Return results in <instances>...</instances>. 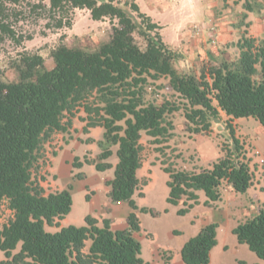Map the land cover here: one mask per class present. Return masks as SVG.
Wrapping results in <instances>:
<instances>
[{
	"label": "trees",
	"instance_id": "16d2710c",
	"mask_svg": "<svg viewBox=\"0 0 264 264\" xmlns=\"http://www.w3.org/2000/svg\"><path fill=\"white\" fill-rule=\"evenodd\" d=\"M35 2L33 9L45 8L44 0H0V35L14 39L7 23L8 6ZM48 27L70 28L67 14L75 9L89 11L93 21H117L112 24L108 41L94 50L59 44L50 51L52 68L39 54H25L11 64L14 80H4L0 69V203L5 201L12 218L0 228V264H148L141 258V244L133 237L140 230L135 214L134 196L140 197L142 134L161 144L173 130L168 116L184 111L187 130L198 134L211 129L219 112L233 119L251 118L264 128V41L243 37L235 60L211 58L199 76L180 72L175 63L181 55L169 48L158 33L160 27L141 13L134 2L120 0H47ZM248 10L252 9L250 6ZM144 42L141 48L134 39ZM206 72V73H205ZM168 81L167 87L183 103L156 104L143 98L148 79ZM92 99V101H90ZM216 102V105L213 104ZM82 107L87 128H103L97 142L98 161L84 158L99 172L112 168L106 162L116 147L117 163L109 187L111 202H125L131 208L128 228L113 231L109 219L87 215L84 226L69 225L56 232L58 221L71 212V187L47 196L32 180V172L41 157L45 141L57 132H65L70 117ZM67 117V121L64 118ZM233 149L199 172L163 167L168 175L166 202L185 215L199 203L198 192L210 207L221 199L223 182L239 194L252 185L249 163L241 157L243 146L229 127ZM78 158L74 167L82 166ZM164 165V164H163ZM146 185V182L144 183ZM141 212H148L141 208ZM218 224L212 222L182 247L183 264H209L210 252L217 245ZM238 244H243L264 261V205L251 218L232 229ZM89 242L87 252L86 244ZM20 246L17 253L13 251Z\"/></svg>",
	"mask_w": 264,
	"mask_h": 264
},
{
	"label": "rangeland",
	"instance_id": "374dc122",
	"mask_svg": "<svg viewBox=\"0 0 264 264\" xmlns=\"http://www.w3.org/2000/svg\"><path fill=\"white\" fill-rule=\"evenodd\" d=\"M120 1L122 5L126 1L137 4L135 0ZM214 1L216 2V0ZM138 2L141 3L142 7L146 5L145 2ZM216 3L218 5L224 4L222 0H217ZM34 4L35 2L30 1L17 6H8L7 23L14 32V39L0 35V69L3 70L4 80L11 81L15 79V73L10 68L11 64L17 62L21 56L25 54L41 55L44 58L46 67L52 68L53 62L50 58V51L59 44L94 50L101 43L108 41L112 24H117V21H110L109 19L93 21L90 18L89 11L75 9L67 14V18H65V20L71 19V27L57 30L47 26L48 23H51L47 17V0L42 2L45 8L33 9L32 5ZM225 5H228L237 13L236 23L240 24L241 27L239 34L235 37V42L232 44H230V42L226 46H219L217 50L218 53L220 52L221 58L235 60L239 56L236 42L240 37L242 39V36L244 37L247 35L248 38L255 39L256 45L264 41V0H230V2ZM249 6L254 12L247 16L245 7L248 8ZM123 7L126 11H130L128 5H123ZM140 12L143 13L141 10ZM198 29V33L194 34L195 40H202L199 43H204L202 50L205 52H212V48L215 49V47L218 46L215 29L213 27L207 31L202 27H198ZM158 33L162 38L161 27ZM167 33L165 32V36H170ZM134 39L141 48L144 47L143 40L137 34H134ZM205 52L202 53V57L204 58H200L201 56L198 55L195 61H191V59L184 60L181 56L175 63V67L180 72H191L199 76L203 69L207 71L206 68L212 64L211 57L208 54L205 55ZM167 83L168 81L164 78L158 80L148 79V82L144 86V100L156 104H161L166 101L175 105L183 103L176 94L170 91L167 87ZM90 101H92V99H90ZM213 104L216 105V102H213ZM168 120L173 124L174 128L167 139H161V144L154 143V140L146 134H142L140 139L143 150L141 152L142 166L138 176L141 180L140 193L143 192L144 195L140 197L137 192L136 200L141 208H146L150 211H140L137 216L141 223L142 235H145V231L149 234L145 235L146 237L142 241V258L148 260L150 264H169L171 254L177 258L178 261H181L180 251L183 245L200 232L199 226L196 224L192 225L191 223L193 220L192 214L186 216L178 215L177 211L179 209L166 202L169 194V189L166 186L168 175L163 171V167H172L176 170H187L191 172L189 168L193 165L194 167L199 165V161L205 163L214 158L217 152L223 156L224 153L233 149L229 127L234 130L236 138L243 146L241 157L251 165L252 169H254L253 161L257 157L255 152L256 149L251 146L247 140L248 136L244 134H249L250 131L254 132L252 125H259L253 119L236 120L227 117L220 111L218 119L211 121V129L208 132L198 134L187 130L188 126L185 122L184 111L182 109L169 115ZM245 126L248 127V132L245 130ZM111 149L113 154L108 162L112 164L110 175L113 178L114 166L118 160L116 156L117 148L112 147ZM197 150L200 152L198 153ZM199 158L201 159L199 160ZM251 173L253 174V172ZM145 182L146 185H144ZM224 186L225 184L222 186L223 189ZM200 193L202 197L205 198L204 194L202 192ZM81 204L82 201L75 199L74 208H71L72 212L68 217L70 220H76L84 226L85 220L82 221L81 219V214L83 213ZM227 204H229V202ZM153 212H156V215L153 214ZM11 218L12 212L7 208L6 202H1L0 228L6 225ZM235 221L236 219H228V221H225L221 225L218 234L220 244L215 248L216 253L213 256L212 264H263L264 261L258 259L246 245H242L238 248L235 247L237 244L236 237L230 231H227ZM99 223L101 224L100 221ZM50 228L51 227L46 226L48 232L52 231ZM173 228L178 229L181 234L170 238L168 236V231ZM151 237H154V239L151 240ZM88 245L89 242L86 244L85 252H87ZM224 245L229 247L226 252L222 249ZM155 246L163 248L168 247L172 253L169 250L161 249L156 255V253H153ZM19 249L20 246L13 251V254L17 253ZM2 260H5V256L4 253L0 251V261ZM241 260L243 261L242 263H240Z\"/></svg>",
	"mask_w": 264,
	"mask_h": 264
},
{
	"label": "crops",
	"instance_id": "0c3cea01",
	"mask_svg": "<svg viewBox=\"0 0 264 264\" xmlns=\"http://www.w3.org/2000/svg\"><path fill=\"white\" fill-rule=\"evenodd\" d=\"M138 1L145 2L146 5L142 7L141 3ZM135 2L138 4L140 10L145 13L146 16L150 17L153 23L161 27L163 42L169 48L176 50L184 60L191 59V61H195L198 55L201 56L200 58H204L202 57V53L205 52L202 50L204 43L199 44L202 40H195L194 36V34L199 31L198 27L205 28L206 31L211 27L215 29L218 46L215 47V49L211 47L212 52L206 51L204 53L215 59L221 58V54L220 52L218 53L217 50L219 46H226L230 42V44H232L235 42L236 35L240 32L241 26L236 23L237 13L228 5H225L228 4L230 0H222V2H224L223 5H218L216 3L217 0L216 2L214 0H135ZM245 9L247 11V16L254 12L253 9L248 10L247 7H245ZM165 32H168L167 34L170 36H165ZM244 37L248 38L247 35ZM240 40L241 37L236 43ZM86 117L87 114L84 112V109L82 107L77 108L73 116L70 117V127L65 132L53 134L44 142L40 153L41 157L32 172V180L43 189V194L45 196L71 187L72 209L74 208L75 199L82 201V221H84L87 215H91L100 222L103 219H109L113 231L126 230L128 228L127 217L132 210L125 202H111L108 195L109 187L105 184L106 181L112 179L110 175L111 169L99 172L95 169L93 164H86L83 162L85 157L91 161H98L101 150L97 142L102 139L104 132L101 127L87 128V131H85L87 125ZM245 119L249 120L251 118ZM64 121H67V117L64 118ZM252 127L254 128V132L250 131L249 134L244 133L248 136L247 140L251 146L256 149L255 152L257 154L256 159L253 161L254 169L249 165L253 174L252 185L247 192L245 194L236 193L231 185L227 182H223L225 186L224 189L222 188L223 184L220 187L221 199L218 202L207 207L204 205L206 197L203 198L201 193L198 192L199 203L184 215L192 214L193 220L191 223L192 225H198L200 230L212 222L218 224L217 245L210 252L209 264H212L213 256L216 253L215 248L220 244L218 234L221 225L225 221H228V219H236V221L231 224L232 226L227 229L228 232L230 231L232 233V229L236 227L238 223L253 217L258 212L259 208L264 205V128L261 125H252ZM245 130L248 132L247 126H245ZM197 151L198 153L200 152L199 150ZM220 157L222 156L217 152L214 158L205 163L199 161V165L195 167L193 165L189 169L193 172H199L202 169L209 168L210 165ZM76 158L83 163L82 166H73ZM200 159L201 158H199V160ZM108 160L106 162H108ZM138 173L137 176L139 175ZM138 178L140 180L139 176ZM134 201L138 207V210L135 211L137 216L141 206L137 203L136 194L134 196ZM228 202L229 204H227ZM183 203L184 200H180L179 204L175 207L180 209ZM71 212L62 220L58 221V227H51V232H56L60 228L69 225L82 226L80 222L69 219L68 216H70ZM153 214L156 215V212H153ZM144 234L149 235L147 231H145ZM180 234L181 232L176 228L168 231V236L170 238ZM145 235H142L140 223V230L133 233V237L141 244V258L143 254L142 241L145 239ZM153 239L154 237H151V240ZM242 245L243 244L237 243L235 247L238 248ZM161 249L170 251L168 247L163 248L155 246L153 253L157 255L158 251ZM222 249L226 252L229 247L224 245ZM142 259L148 262V260ZM242 262L241 260L240 263ZM174 263L183 264L182 261H178L177 258L171 254L169 264ZM148 264L150 263L148 262Z\"/></svg>",
	"mask_w": 264,
	"mask_h": 264
}]
</instances>
